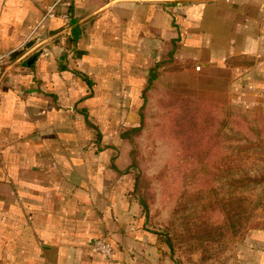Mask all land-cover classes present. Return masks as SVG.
<instances>
[{"label":"crops","instance_id":"1","mask_svg":"<svg viewBox=\"0 0 264 264\" xmlns=\"http://www.w3.org/2000/svg\"><path fill=\"white\" fill-rule=\"evenodd\" d=\"M10 52L0 264H178L148 225L123 132L141 122L152 73V86L186 83L264 117V0H0ZM99 237L112 257L91 248ZM232 252L205 264H264V226Z\"/></svg>","mask_w":264,"mask_h":264},{"label":"rangeland","instance_id":"2","mask_svg":"<svg viewBox=\"0 0 264 264\" xmlns=\"http://www.w3.org/2000/svg\"><path fill=\"white\" fill-rule=\"evenodd\" d=\"M189 89L186 83H160L147 92L142 130L130 141L133 170L148 203L149 227L164 239L179 233L171 249L178 264L220 262L252 230L264 226V182H237L264 172V117L250 108H227L223 100ZM230 195L248 198L252 227L221 243H201L184 233L187 216L223 220L216 207L208 213L203 209ZM177 208L186 210L177 213Z\"/></svg>","mask_w":264,"mask_h":264},{"label":"trees","instance_id":"3","mask_svg":"<svg viewBox=\"0 0 264 264\" xmlns=\"http://www.w3.org/2000/svg\"><path fill=\"white\" fill-rule=\"evenodd\" d=\"M156 78L154 73L151 74L149 85L144 92V98L146 99L147 92L150 90L152 86L153 80ZM145 107V103L141 108V122L140 125L136 127L127 128L126 131L123 132V137L128 138L132 141L133 133H139L143 127V109ZM134 164V161H133ZM245 183H254L259 184L264 182V172L259 175H246L241 181H237ZM134 191L137 195H139L140 201L146 210L148 208V203L144 199L140 190V181L139 177L135 179V187ZM220 210L224 213L225 217L223 220H216L212 215H202L200 217H191L187 216L182 223L184 227V233H187L191 240H198L199 242H214L221 243L223 242L229 235H237L245 230H248L253 226L251 222V208L248 202V198L246 196H236L230 195L223 197L218 201V203H207L204 206L203 212L208 213V209ZM186 209H176V212H182ZM179 233H175L173 236L168 235L167 239L165 238V242L171 247V249L175 246L174 239L179 238ZM180 240V239H179Z\"/></svg>","mask_w":264,"mask_h":264},{"label":"built area","instance_id":"4","mask_svg":"<svg viewBox=\"0 0 264 264\" xmlns=\"http://www.w3.org/2000/svg\"><path fill=\"white\" fill-rule=\"evenodd\" d=\"M53 16H55L54 6H52L48 9L45 17L43 18V21L47 17H53ZM61 18L63 19V21L67 27L70 26L71 17L69 15V13L65 12V13L61 14ZM10 54H11V52L0 54V74H2L3 70L5 69V67L7 65V59H8ZM196 68H197V70H200L201 66L198 65ZM91 248L94 251H96L102 255H105L108 258L112 257L114 252H115V247H114L113 243L108 239V237H99V238L93 239V241L91 242Z\"/></svg>","mask_w":264,"mask_h":264}]
</instances>
